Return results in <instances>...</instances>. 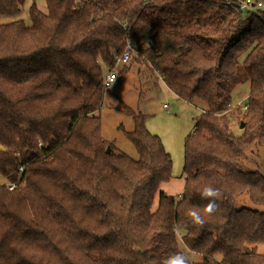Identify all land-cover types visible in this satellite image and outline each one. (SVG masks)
Returning <instances> with one entry per match:
<instances>
[{
  "label": "trees",
  "instance_id": "obj_1",
  "mask_svg": "<svg viewBox=\"0 0 264 264\" xmlns=\"http://www.w3.org/2000/svg\"><path fill=\"white\" fill-rule=\"evenodd\" d=\"M244 1L45 0L26 25L1 22L26 0H0V264H163L176 252L189 264H264V211L236 206L244 195L264 206V174L244 168L264 149V9ZM128 44L132 62L201 113L177 198L160 189L173 161L146 115L122 103L137 159L102 134L105 76ZM207 186L220 192L211 215Z\"/></svg>",
  "mask_w": 264,
  "mask_h": 264
},
{
  "label": "rangeland",
  "instance_id": "obj_2",
  "mask_svg": "<svg viewBox=\"0 0 264 264\" xmlns=\"http://www.w3.org/2000/svg\"><path fill=\"white\" fill-rule=\"evenodd\" d=\"M255 1V0H254ZM35 2L37 7L42 12H47L45 0H26L23 7V12L16 17H4L2 23H11L22 20L26 25H30L29 10L32 3ZM263 5L264 0H258ZM129 68L131 73L121 85L119 82L113 84L110 88L114 91L117 86L116 93L122 96V100H110L109 95L105 96L103 108L99 113L102 118V134L103 137L114 144L116 149L125 154L137 159V153L131 142L125 137L122 129L130 132L133 129V120L131 117L122 112V103L133 108L134 110L146 115L147 129L154 135H158L167 152L171 154L173 161L172 175L173 179L169 183H164L161 186V191L166 194L178 197L184 188V155H185V140L191 132L195 120L201 114L193 105L179 101L175 95L170 93L163 83L159 84L157 75H153L149 67L130 62ZM138 70H141V75H138ZM136 76H140L135 78ZM249 94L248 83L240 84L233 92V100L239 104H244ZM110 103H113L111 107ZM163 105L170 107L165 110ZM233 124V125H232ZM232 129L235 135H240L242 127L238 126V121L231 122ZM244 168L250 171H259L264 174V149L254 146L248 152L244 162ZM158 198V197H157ZM237 208L246 207L253 210L264 211V206L254 204L247 195L242 196L237 200ZM258 253L264 254V244L258 245ZM185 254L191 261L195 262L201 259L200 255L194 254L183 248Z\"/></svg>",
  "mask_w": 264,
  "mask_h": 264
},
{
  "label": "clouds",
  "instance_id": "obj_3",
  "mask_svg": "<svg viewBox=\"0 0 264 264\" xmlns=\"http://www.w3.org/2000/svg\"><path fill=\"white\" fill-rule=\"evenodd\" d=\"M219 195V189L212 186H207L203 189L201 196L204 199H208V203L206 205V212L208 214L211 215L218 210L219 205L216 201L219 198ZM188 215L190 216L194 224L202 226L205 223L204 219L196 211H190ZM163 264H189V262L188 258L183 253L176 252L165 258L163 260Z\"/></svg>",
  "mask_w": 264,
  "mask_h": 264
},
{
  "label": "built area",
  "instance_id": "obj_4",
  "mask_svg": "<svg viewBox=\"0 0 264 264\" xmlns=\"http://www.w3.org/2000/svg\"><path fill=\"white\" fill-rule=\"evenodd\" d=\"M261 8L262 7V3L258 2L255 6V1L254 0H246L243 2L241 8L243 11H247L249 9L252 8ZM132 54H133V48L130 44L127 45L126 49L124 50V52L117 57L116 60V64L115 67L112 70H109V72L106 74L105 76V80H104V86L106 88L111 87L113 84H115L118 81V67L122 66V65H127L131 59H132ZM164 108H168L166 105H164ZM14 186H9L10 190H13Z\"/></svg>",
  "mask_w": 264,
  "mask_h": 264
},
{
  "label": "crops",
  "instance_id": "obj_5",
  "mask_svg": "<svg viewBox=\"0 0 264 264\" xmlns=\"http://www.w3.org/2000/svg\"><path fill=\"white\" fill-rule=\"evenodd\" d=\"M131 73V69L129 68V71L127 72V74H126V76L119 82L120 83V85H121V83L124 81V80H126L127 79V77L129 76V74ZM138 75H141V70H138ZM137 77H140V76H136L135 78H137ZM158 83L159 84H161V83H163L162 82V80H160V79H158ZM164 85V84H163ZM165 86V85H164ZM166 87V86H165ZM111 88V87H110ZM110 88H109V91H110V93H109V97H110V100H116V99H114V98H117V99H119V100H122L123 101V99H121L122 98V96L120 95V94H118V93H116V92H118L117 91V86L114 88V91H111L110 90ZM168 90V89H167ZM169 91V90H168ZM170 92V91H169ZM171 93V92H170ZM111 94V95H110ZM112 96H114V97H112ZM104 100H105V98H104ZM124 103H125V101H123ZM110 105H111V107H113V103H110ZM163 108H164V105H163ZM165 109V108H164ZM168 109H170V107H168V108H166L165 110H168ZM119 126H121V125H119ZM119 129H120V127H118ZM193 129V128H192ZM133 130V129H132ZM191 132H192V130H191ZM190 132V133H191ZM189 133V134H190ZM188 134V135H189Z\"/></svg>",
  "mask_w": 264,
  "mask_h": 264
},
{
  "label": "water",
  "instance_id": "obj_6",
  "mask_svg": "<svg viewBox=\"0 0 264 264\" xmlns=\"http://www.w3.org/2000/svg\"><path fill=\"white\" fill-rule=\"evenodd\" d=\"M244 125L242 124L241 127H243ZM107 152H110V148L107 149Z\"/></svg>",
  "mask_w": 264,
  "mask_h": 264
}]
</instances>
